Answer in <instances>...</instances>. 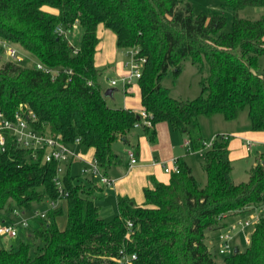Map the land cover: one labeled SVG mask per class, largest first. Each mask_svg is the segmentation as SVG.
Wrapping results in <instances>:
<instances>
[{
  "label": "trees",
  "instance_id": "trees-1",
  "mask_svg": "<svg viewBox=\"0 0 264 264\" xmlns=\"http://www.w3.org/2000/svg\"><path fill=\"white\" fill-rule=\"evenodd\" d=\"M219 1L233 10L229 32L222 31L223 15L194 14L183 0H0V39L19 45L49 71L12 61L0 65L5 118L19 112L28 120L33 114L34 131L65 145L79 139L80 152L92 150L106 177L120 161L114 142L130 144L136 124L140 134L152 138V127L167 122L188 136L193 151L202 152L206 177L200 186L190 167L176 161L179 171L170 173L168 183L152 180L140 204L119 196L117 215L104 220L95 202L94 177L73 176L67 168L62 205L34 216L25 228L39 241L34 256L21 241L0 247V264H216L206 230L264 203V154L255 156L246 181L233 183L229 135L218 134L207 144L200 133V116L220 114L232 121L244 109L250 130L264 131V14L257 19L237 14L246 6L264 7V0ZM99 25L115 35L118 51L135 49V59H144L137 85L150 127L140 113L106 103L99 78L108 66L94 65ZM77 26L82 35L73 44L70 36ZM186 62L199 77L200 93L191 100L172 97L161 83L168 73L176 79ZM3 136L0 225L13 224L18 210L59 197L57 162H43V150L19 146L7 130ZM130 147L138 153L137 143ZM64 213L59 228L57 219ZM234 251L224 264H264V217L254 224L246 249Z\"/></svg>",
  "mask_w": 264,
  "mask_h": 264
},
{
  "label": "rangeland",
  "instance_id": "rangeland-1",
  "mask_svg": "<svg viewBox=\"0 0 264 264\" xmlns=\"http://www.w3.org/2000/svg\"><path fill=\"white\" fill-rule=\"evenodd\" d=\"M184 4H189L191 6L192 12L194 14L204 13V14H221L225 17V25L222 28V31L229 32L232 26L233 20V10L230 8L222 7L219 0H183ZM240 18H249V19H257L262 14H264V7H251L246 6L237 12ZM74 34L70 36V40L73 44L78 43L81 35L82 30L81 27L77 26ZM1 40V39H0ZM11 44V43H10ZM13 45L16 50L15 58H10L6 54V47L0 45V65L6 61H12L22 67L32 68L36 65L35 58L19 45ZM115 47V44H114ZM102 49V48H101ZM117 50V49H116ZM122 53V54H121ZM116 60L120 61L125 64L124 71L126 72L129 69V66L126 63L129 61L128 56L125 52L118 51L116 53ZM116 81L115 86L110 85L111 80ZM198 74L196 71L195 66L191 63L186 62L183 65V68L179 74V76L174 79L170 73L166 74L162 79V85L170 90V94L172 97L181 100H191L196 98L200 93V87L198 84ZM99 84L103 91L108 88H113L115 91L113 92L111 97H105L106 102L110 106H119L121 107L124 104V88L125 85L121 81V77L113 72L109 73L108 70H105L99 78ZM132 85L137 84V80H133ZM130 86V85H129ZM127 88V87H126ZM200 128L202 132V136L206 140H211L213 137L218 135L217 131L221 130H228L229 134V141L235 138L236 129L241 130L244 128L249 129V123L247 118L246 110L240 111L238 117L234 121H226L220 114L212 115V117L200 116L199 117ZM221 134V133H220ZM232 134V135H231ZM115 149L121 148L123 145L119 142L113 144ZM67 149L75 156V159H78L79 156L82 154L80 152V147L77 142L66 144ZM248 156L244 161H238L233 164V171L231 180L233 183H240L247 180V171L253 165L254 158L257 156V153L260 151L257 150L256 147L252 148L251 151H247ZM264 153V151H262ZM86 157V158H85ZM85 159H90V154L87 152L85 154ZM189 160L193 165V175L196 178L197 182L200 185H204L205 183V174L201 170V164L203 163V154L202 152H195L190 148L188 153ZM86 167V165H82ZM74 173L78 170V174H80V167L77 164H74L72 167ZM113 204V205H112ZM51 207L48 199L43 200L42 202L35 203L29 209L18 210V215H13L11 220L13 221L14 227L16 229L17 235L15 237L9 238L7 236H0V243L6 244L5 246L11 245L15 247L19 244V242L24 241L28 243L31 247V255L34 256V252L36 249V245L39 242L38 240H32L31 238L27 237V231L25 228L21 226V221L26 219H31L35 216V214H45L47 210ZM101 207L102 212L100 215L112 219L115 215H117V209L115 203L111 202L108 198H102L101 200ZM257 212L264 214V211ZM255 211H250L244 215H231L228 218L223 220L225 226L213 230H206V241L207 245L210 247L212 253L214 254V259L216 264H224L225 258L230 255L234 249L239 251H244L247 246V240L251 231L253 230V224L243 227L241 222L244 220L249 219L250 216H253ZM112 215V216H110ZM110 216V217H108ZM228 236V249L229 254H220V249L227 250L225 243L223 242V238ZM6 241V243H5ZM211 244V245H210Z\"/></svg>",
  "mask_w": 264,
  "mask_h": 264
},
{
  "label": "crops",
  "instance_id": "crops-1",
  "mask_svg": "<svg viewBox=\"0 0 264 264\" xmlns=\"http://www.w3.org/2000/svg\"><path fill=\"white\" fill-rule=\"evenodd\" d=\"M75 31L77 30L75 29ZM97 37L99 39V43L96 47L94 65L98 68H104L105 66H108L107 70L109 71V73L115 72L118 77L124 74L125 71L123 67H125V64L123 65L122 62L116 60L117 50L116 46L114 47L116 39L115 35L110 30L104 28L103 25H99L97 28ZM124 93V104H122L121 107L130 108L138 113H141L143 110L140 105V94L138 85L131 84L127 88H124ZM110 107L119 106L113 105ZM152 128L154 130V136L152 138H149V136L147 135L140 134V129L138 127H135L132 133L130 134V144H127L122 140H117L116 142H119L123 146L119 149H115L114 146H112L114 153L119 156L120 161L116 165H113L107 172V176L113 181L110 186L101 184L96 178L92 179L95 187V202L99 207L98 213L102 219L108 220V218L100 215V212H102V198L110 199L111 202L115 203L116 209L117 198L119 196H126L132 198L137 204L142 203L144 200L143 188L150 187L152 180L161 183H168L170 174L164 172L165 165L173 166L174 161L182 160L190 167L191 173L193 175V165L191 164V161L188 157V153L190 151L188 136L185 133L172 129L167 122H159L155 124ZM217 132V134H230L228 130H221ZM200 133L202 136L201 128ZM234 135L235 138L232 141L230 140L228 143V156L229 159L232 161V164L238 161H244L248 156L247 151H251V149L254 147H256L258 151H260L259 153H257V155L264 154L262 153V151H264V131H251L250 127L249 129L247 127L241 130L236 129L235 133H233L232 136ZM136 143L138 144V161L135 165L129 166L126 152L129 148H131V145H134ZM248 144L249 150H247L246 148V145ZM88 152L91 156L90 159L83 160L85 154L87 153L86 152L85 154H81L78 159L74 158L70 162H68L65 165V169L68 168L73 176L88 179L90 177L89 175H82L81 173L78 174L79 170L74 173L72 169L73 165L77 164L79 165L81 170L82 165L87 166V163L92 161L93 151L89 150ZM202 165L203 163L201 164V170L203 172ZM61 202L62 201L60 200L57 206ZM116 211V213H118V209ZM226 218L228 217H225L224 219ZM31 220L32 218L29 219L28 222L30 223ZM57 224L59 228H63L65 224V213L57 219ZM26 235L27 237H29L28 232ZM3 243H0V247L6 245Z\"/></svg>",
  "mask_w": 264,
  "mask_h": 264
},
{
  "label": "built area",
  "instance_id": "built-area-1",
  "mask_svg": "<svg viewBox=\"0 0 264 264\" xmlns=\"http://www.w3.org/2000/svg\"><path fill=\"white\" fill-rule=\"evenodd\" d=\"M55 32L61 33V28L56 27ZM0 45L6 47L5 51L6 54L10 58H15L17 50L16 48L11 45L10 43L0 40ZM137 54V50L135 49H130L126 55L128 56L129 61L126 63L127 66H129V69L122 74L121 81L124 83L125 88L131 85L133 80H137L140 77V72H141V66L144 62L143 58H140L138 60L135 59V56ZM36 68L45 72H49L46 67H44L40 63H36ZM111 86L116 85L115 80L110 81ZM140 116L143 119V124L145 126L150 127L151 123L148 119H146V113L142 111L140 113ZM27 119H24L22 114L17 112L15 113L14 117L12 120H9L5 118L0 111V152L4 151V136H3V131L7 130L9 133H11L17 144L21 147L24 148H31L33 151H37L38 149L43 150V157L42 160L43 162H57V176L54 179L56 188L58 190L59 197L56 201H49L50 205L52 208L57 207V204L60 200L65 198L67 196V192L64 191L63 188V182H62V175L64 174L65 171V165L70 162L72 159L75 158V156L70 153V151L67 149L66 145L62 142L59 141L58 137H52L49 134H44V133H39L34 131L29 123V120L34 121L35 117L33 114H28ZM136 127H139V124L135 125ZM219 135H225V134H219ZM213 139V138H212ZM211 139V140H212ZM211 140H209V143H211ZM75 142H79V139H76ZM247 150H249V144L246 145ZM196 152H201V151H196ZM127 157H128V165L133 166L137 163L138 161V156L136 152L132 149L129 148L126 152ZM33 158H36V153H33ZM179 171L177 162H173V166H164V172L166 173H172L175 172L177 173ZM80 173L82 175H89L93 176L94 178L98 179V181L101 184L110 186L113 181L109 178L104 176L98 167L96 166L95 162L92 160L87 163L86 167H83L80 170ZM257 210L264 211V203L259 205L257 208L254 209L255 214L253 216H250L249 219L244 220L241 222L243 227L249 226L251 224L257 223L260 218L264 217V214H261L257 212ZM16 215H18V212H15ZM39 215L38 213L35 214ZM43 215V214H40ZM28 219L22 220L21 221V226L23 228L28 227ZM130 226V223L128 224ZM17 235L16 229L14 227V224H1L0 225V236H7L9 238L15 237ZM228 240L229 237L226 236L223 238V242L225 243V246L227 247V250L220 249V254H229V249H228ZM134 257V256H132Z\"/></svg>",
  "mask_w": 264,
  "mask_h": 264
},
{
  "label": "water",
  "instance_id": "water-1",
  "mask_svg": "<svg viewBox=\"0 0 264 264\" xmlns=\"http://www.w3.org/2000/svg\"><path fill=\"white\" fill-rule=\"evenodd\" d=\"M113 91H114L113 88H108V89H106V90L104 91V96H105V97H110V96L112 95ZM236 251H237V250L235 249L234 252H236Z\"/></svg>",
  "mask_w": 264,
  "mask_h": 264
}]
</instances>
